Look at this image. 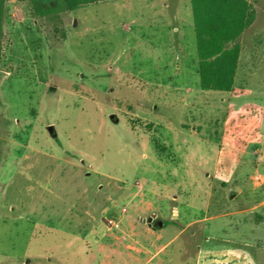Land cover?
<instances>
[{
  "label": "rangeland",
  "instance_id": "obj_1",
  "mask_svg": "<svg viewBox=\"0 0 264 264\" xmlns=\"http://www.w3.org/2000/svg\"><path fill=\"white\" fill-rule=\"evenodd\" d=\"M6 6L0 264H264V108L200 86L190 0Z\"/></svg>",
  "mask_w": 264,
  "mask_h": 264
},
{
  "label": "trees",
  "instance_id": "obj_2",
  "mask_svg": "<svg viewBox=\"0 0 264 264\" xmlns=\"http://www.w3.org/2000/svg\"><path fill=\"white\" fill-rule=\"evenodd\" d=\"M7 0H0V65ZM37 16L53 18L65 11L109 0H30ZM199 82L203 89L231 91L234 86L241 36L257 14L250 0H190ZM168 222L164 220V226ZM157 228H160L157 226Z\"/></svg>",
  "mask_w": 264,
  "mask_h": 264
},
{
  "label": "crops",
  "instance_id": "obj_3",
  "mask_svg": "<svg viewBox=\"0 0 264 264\" xmlns=\"http://www.w3.org/2000/svg\"><path fill=\"white\" fill-rule=\"evenodd\" d=\"M254 23L241 36V51L233 89L236 92L242 93V97L246 100V103L264 108V22L261 24ZM245 217L241 215L237 217L236 221L239 222V225L245 222V225L251 229L264 225V219L258 226L255 222L250 221V218L245 219ZM243 262L234 264H252L249 260ZM219 263L223 262L219 261ZM224 264L227 263L225 262Z\"/></svg>",
  "mask_w": 264,
  "mask_h": 264
},
{
  "label": "water",
  "instance_id": "obj_4",
  "mask_svg": "<svg viewBox=\"0 0 264 264\" xmlns=\"http://www.w3.org/2000/svg\"><path fill=\"white\" fill-rule=\"evenodd\" d=\"M49 131L53 130V125H50L48 127ZM234 194H231L230 197L232 198ZM156 218V214H152L151 216H149L148 218L144 219L149 226H152L153 228H157V226L162 227L164 225V221L162 219L158 220L157 225H153V220Z\"/></svg>",
  "mask_w": 264,
  "mask_h": 264
},
{
  "label": "flooded vegetation",
  "instance_id": "obj_5",
  "mask_svg": "<svg viewBox=\"0 0 264 264\" xmlns=\"http://www.w3.org/2000/svg\"><path fill=\"white\" fill-rule=\"evenodd\" d=\"M158 220H159V219H155V220H154L155 225H157Z\"/></svg>",
  "mask_w": 264,
  "mask_h": 264
}]
</instances>
